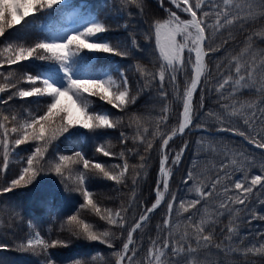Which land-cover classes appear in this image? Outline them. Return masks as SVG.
Masks as SVG:
<instances>
[{"label": "trees", "instance_id": "trees-1", "mask_svg": "<svg viewBox=\"0 0 264 264\" xmlns=\"http://www.w3.org/2000/svg\"><path fill=\"white\" fill-rule=\"evenodd\" d=\"M79 1L64 0L53 4L51 8H40L37 5L23 21L11 28L6 27L4 35L0 36L2 40H0V65H2L0 88L4 89L0 92V101H7L0 103V123L8 129L17 127L18 131L21 130V126L31 117L42 115L46 111V104L51 102V97L22 99L18 95H13L20 89H30L31 85L26 81V75L31 74L41 79L45 73L58 79L60 76L55 75V72L46 65L45 60L35 57L20 64L8 65L5 61L10 53L4 52V48L9 44L14 48L30 47L41 42L46 35L44 26L61 24L69 8ZM232 3L242 9L241 16L251 12L255 19L249 20L242 27L237 23L216 32L213 47L219 46L218 51L207 52L205 47L207 53L205 76L202 77L201 86L194 93L193 122L209 130L226 126L230 122L245 130L243 120L238 115H232L233 108L230 107L225 111L221 107L222 104H234L235 109L239 111L242 110V106H247L249 103L260 104L264 101V95L259 90L261 83L264 82V67H261L264 63V14H262L264 9L259 7V0H232ZM85 6L95 10L96 15L108 28V31L99 35L97 42L109 43L127 53L126 56H122L96 51V56L85 69L86 73L97 75L106 70L113 72L118 78V69H121L128 78V99L124 106L116 108L100 100L98 96H87L89 112L105 111L116 123L114 128L91 130L84 128L82 131H75L70 127L67 132L57 134L56 139L48 144L30 139L16 146L14 139L17 134L13 133L9 136V168L6 174L0 172V189L7 186L11 179L18 178L19 170L27 166V156L34 152L37 145L46 148V151L43 159L34 163L36 176L31 183L22 184L5 194L0 193V245L7 246L0 248V264H47L48 260H51L52 264H114L118 249L127 239V230L154 199L153 189L157 181L160 145L164 137L178 124L182 105L178 93L182 94L185 90V81L182 85L179 84L178 77L175 90L166 72L164 81L166 95L160 93L158 69L163 65L158 54L153 51L154 39L150 30V21L156 16L163 15V10L157 0H85ZM164 6L174 9L168 0H164ZM197 16L201 18V12L198 11ZM207 22L211 24L214 21L208 19ZM210 34V30L205 33L206 36ZM237 58L242 66L255 62L257 68L253 74L255 85L240 87L234 100L231 98L224 100L214 89L220 80V73H228L230 64L234 65ZM74 64H76V56L71 61V65ZM217 65H220L219 70ZM231 74L235 76L234 67L231 68ZM37 86L43 87L40 83ZM224 94L227 95V91ZM10 96L12 99L8 100ZM210 110L217 113L225 121V125L209 117L207 113ZM163 115L167 116V120L161 122ZM4 116H8V120H4ZM120 133H124L123 142ZM184 136H187L188 147L183 154L182 162L173 165L168 193L164 201L151 214V218L133 233L137 253L134 257L135 264H145L152 241L160 242L168 238V230L163 224L172 193L177 198L171 216L172 223L176 225L173 236L179 240L186 232H192L193 229L186 219L192 216L196 223L201 220L205 222V234L211 233L212 241L207 246L199 247L195 253L176 258L171 257L169 248L166 250L168 258L181 259L182 264H264V254L251 252L245 255L242 252V249L253 244L258 248L260 243L264 242V237L259 235L264 233V219L259 218L264 216V203H262L264 189L256 192L245 205H235L233 208L237 211L231 214L225 212L219 217L216 216L218 208L212 205L211 208H207L205 205L207 201L202 200L196 208H189L188 202L196 199L197 194L187 190L198 179L197 175L201 176L200 179L204 180V183L211 182L215 171H206V169L209 165H213L214 160L225 163L228 158L235 157L238 163L235 168L238 170L233 173L234 176L236 173L241 176L244 174L239 171L241 168L245 169L249 176L260 174L264 171L262 167L264 152L247 145L239 137L221 132L209 134L203 129L176 136L170 140L167 151L172 147H180L181 150L185 142L180 144L178 139ZM145 141L151 142L152 145L147 151ZM99 146H103L104 150L112 155L104 156L96 152ZM3 151L0 146V168L3 167ZM76 152H81L85 158L93 162L102 163L112 174L116 165L121 162L127 163L128 170L119 183L106 179L92 169L85 170L82 162H64L61 173L57 174L54 169L55 164L61 163L59 155H69L76 160L78 159L75 156ZM189 170L197 175L185 185L182 180ZM85 171L88 176L86 186L92 193L93 203L101 209L100 215H97L91 206L81 208L84 201L81 193L76 190L77 178L80 172ZM181 200L185 201L184 207L188 208V211L180 207ZM213 201L215 206L220 203L215 198ZM109 210L114 219L116 212H122L124 216L122 226L101 219V216L108 215ZM71 215H77L78 219L89 224L91 231L100 236V239L91 241L83 235H77L74 224L68 222V217ZM253 215L257 218L252 219ZM213 221H217L214 226ZM230 221H233L237 229L231 241L225 239L226 226ZM158 225L163 230L158 229ZM31 229L38 231L49 243L51 241L60 243L46 250L40 245L28 248L26 236ZM221 229L225 231L222 233ZM105 232L108 233L107 236L103 235ZM21 245L25 246L21 247ZM192 247L196 248L194 241ZM124 261L128 264L126 260Z\"/></svg>", "mask_w": 264, "mask_h": 264}, {"label": "snow or ice", "instance_id": "snow-or-ice-1", "mask_svg": "<svg viewBox=\"0 0 264 264\" xmlns=\"http://www.w3.org/2000/svg\"><path fill=\"white\" fill-rule=\"evenodd\" d=\"M58 2L59 0H0V36L4 35L6 27L11 28L13 25L23 21L25 16L29 15L30 11L35 9L37 5H39L40 8H51L53 4ZM168 2L175 5L178 10L188 14L191 19L181 20L176 11L169 10V20L163 22L157 21L153 25L156 46L159 49L161 58L166 62V65L161 66L162 70L159 73L161 95H166V93H164L165 70L168 71V80L173 87H177L176 73L187 71L188 65H191L192 69L189 80L185 82L184 92L182 94L178 93L183 106L182 112L179 113L178 131L174 129L172 134L164 138L160 145L155 203H153L151 207L146 208L140 215L139 220L135 221L133 226L127 230L126 242L123 243L121 252L116 253L120 261L126 260L128 264H135L134 257L137 254L133 233L140 229L142 225L151 218V214L160 205L162 194L159 189L161 185L164 191H167L169 188L170 169L167 167L170 159L167 151L169 142L178 134H184L185 130L192 124L193 94L197 91L198 87L201 86L202 77L205 76L204 57L207 54L205 47H207V52L218 51L219 46L213 47L216 32L221 28L237 23L242 27L244 24L248 23L249 20L255 19V16L251 12L241 16L240 12L242 9L233 5L232 0H192V2H190V0H168ZM160 6L164 7V0H160ZM259 7L264 9V0H259ZM205 8L209 10L205 11ZM198 11L201 12V18L197 16ZM208 19H213L214 22L209 24L207 22ZM190 29L193 31H189ZM208 30H210L211 34L206 36L205 33ZM106 31H108V28L105 24L95 22L90 24L83 32L68 36L64 42H38L35 43L34 46H20L18 48H14L13 45L9 44L3 50L4 52L10 53V55L6 57L5 62L8 65L20 64L25 60L35 57L37 59L58 62L63 67L69 62L70 57L78 54L84 49L126 56V52L118 50L117 47L109 43H98L92 40L89 42V38ZM178 35L181 36V40L179 41L177 40ZM249 39H251V37ZM185 52H187V56H185ZM193 52L195 53L194 58L192 56ZM0 67H2V65H0ZM233 67L235 70L234 77L231 74V68ZM261 67H264V63L261 64ZM219 68L220 65H217L218 70ZM64 70L68 83L67 87L63 89L54 86L47 79H41L38 76L27 74L26 81L31 85L30 89H20L18 93L13 94L18 95L19 98L22 99L30 97H51L52 99L50 103L46 104V111H44L42 115L31 117L21 126V130L19 131L17 127L8 129L3 123H0V130H2L0 131V146H2L4 150L2 159L3 167L0 168V172L6 174L8 171L10 155L9 136L13 133L17 134L14 139V144L19 146L30 139L48 144L56 139L57 134L67 132L73 124L82 125L83 128L90 130L116 127V123L112 121L109 114L89 112V105L86 102L87 98L84 97V94L88 93L93 97L98 96L100 100L116 108L124 106L128 99V78L125 73L121 72L119 74V83H117L111 76L106 79H72L69 70L67 68ZM256 71L255 62L252 64L246 63L242 66L239 58H237L234 65L230 64L228 73H220V80L217 82V86L214 90L222 99L228 100L231 98L234 100L240 87H253L255 85L253 74ZM38 83L42 84L43 87L37 86ZM259 90L261 94L264 95V82L261 83V88ZM2 91H4V89L0 88V92ZM225 91H227V95L224 94ZM63 97H68L69 99H72V97L76 98L73 100V104L77 106L81 114L80 119L76 121L71 119L69 107L61 104V98ZM11 99V96L8 97V100ZM6 102L7 101H0V103ZM261 105H264V101H261L260 104L249 103L247 106H242V110L237 111L234 104H222L221 107L225 109V111L230 107L233 108L232 115H238L243 120L245 130L236 127L234 122H230L218 130L230 131L233 135L244 137L245 140L253 144L256 148L264 150V106ZM207 115L215 118L221 125H225V121L222 120L217 113L210 110ZM3 119L8 120V116H4ZM13 120H15V117H13ZM166 120L167 116L163 115L161 117V122ZM197 127L199 128L201 126L197 125ZM124 139V133H121L122 142ZM145 144L146 151L151 149V142L145 141ZM187 147L188 143L185 141L181 150L171 158L172 165H178L180 163ZM45 151L46 148L37 145L34 152L27 156V166L19 170L18 178L11 179L7 186L0 189V193L5 194L22 184L26 185L31 183L36 176L34 163L43 159ZM96 152L102 153L104 156L112 155L110 152L105 151L103 146L97 147ZM122 155L123 153H121V156ZM75 156L78 159L73 160L69 155H59V161L61 163L55 164V172L57 174L61 173L64 162H82L85 170L92 169L102 174L106 179L119 183L123 180L128 170L127 163H124L122 166H117L123 169L119 174H112L102 163L93 162L85 158L81 152H76ZM225 156L227 157V153H225ZM141 159L143 160L144 158L142 157ZM236 164L237 160L235 158H230L227 164L221 161L219 166L215 169V175L211 178V182L202 183L201 187L196 188L197 198L189 201L188 207L196 208L202 200L207 201L209 198H215L220 201L216 212V216L219 217L225 212L231 214L237 211V209L232 207L233 205H245L256 192L264 189V171L260 174L249 176L246 170L241 168L239 171L244 172V174L237 179L233 173L238 169L233 167L232 171L228 170L229 167ZM193 178L194 174L189 170L188 174L182 180V183L188 185L189 181L193 180ZM87 179L88 176L86 171L80 172L77 178L78 186L76 190L81 193L84 201V203L81 204V208L91 206L96 214L100 215L101 209L93 203L92 193L86 186ZM133 183H136L135 179ZM205 189H207V191H205ZM220 189H222V191ZM187 190L191 192L192 188H188ZM176 203V195L172 193L171 201L167 204L168 212L163 224V227H166L168 230V238L160 242L152 241V247L148 249V254L145 258V264H182L181 259L168 258L166 250L170 248L171 257L176 258L189 253H195L199 247L207 246L211 243L212 234H205V222L201 220L199 223H196L192 216L186 218L193 229L192 232H186L179 240L173 236L176 225L172 223L171 216ZM179 203L184 211H188V208L184 207L185 201L181 200ZM262 203H264V201H262ZM197 211H199V209H197ZM115 217L114 219L112 212L109 210L108 215L101 216V219H106L109 223L120 224L122 226V221L124 220L122 212H116ZM255 218L257 217L253 215L252 219ZM259 218L264 219V216ZM68 222L74 224L77 229V235H83L86 239L91 241L100 239V236L91 231V226L84 223L83 220L78 219L77 215L68 217ZM216 222L217 221L212 222L213 226ZM158 229L163 230L159 225ZM224 231L225 229H221L222 233ZM236 231L237 229L233 225V221H230L229 225L226 226L227 236L225 239L231 241ZM103 235L107 236L108 233L105 232ZM259 235L264 237V233H260ZM193 241L196 244V248L192 247ZM57 243L60 242L51 241V243H49L37 232L27 238L26 246L28 248H33L35 245H40L46 250L50 246L55 247ZM130 245L132 247H130ZM24 246L25 245H21V247ZM6 247V245H0V248ZM217 247H219V245H217ZM242 252L245 255L251 252L264 254V242H261L258 248L253 244L251 247L242 249ZM162 257L164 258L163 260ZM47 264H52V261L48 260Z\"/></svg>", "mask_w": 264, "mask_h": 264}, {"label": "rangeland", "instance_id": "rangeland-1", "mask_svg": "<svg viewBox=\"0 0 264 264\" xmlns=\"http://www.w3.org/2000/svg\"><path fill=\"white\" fill-rule=\"evenodd\" d=\"M59 1H63V0H59ZM83 4L84 3L81 1L77 6L72 7L67 12L66 22L64 23V25L63 26H60V27H58L56 29L51 30L49 32V37L44 42H49V43H51V42H57V43L64 42L67 39L68 36H70L72 34L79 33V32H83L88 26H90V24L95 23V22H100V20L94 15L93 11H91V10H87L86 11V10L83 9ZM171 6L174 8V11H176L177 15L180 17L181 20L191 19V17L188 14H185L182 11L178 10L175 7V5L171 4ZM165 7H168V6H165ZM165 7H161L162 10H163V15H161L159 17L156 16L153 19H151L150 22L153 23V25L157 21L163 22L165 20H169L170 19V16H169V9L170 8L168 7L169 9H167ZM171 11H173V10H171ZM189 31H193V30L190 29ZM153 37H155L154 34H153ZM91 40L94 42L95 41V36L89 38V42H91ZM177 40L178 41L181 40V36L178 35L177 36ZM153 44H154V48H153L154 53L156 52L158 54L159 59H160L162 65H166L165 63L162 62V60L160 58V55H159L160 52L158 53L159 49L157 50V46H156L155 40H154ZM73 50H75V49H73ZM95 56H96V51H94V50H88V49L81 50L80 51V55H79V59L81 61L80 66L82 68L85 67V66H87L88 62L92 59V57H95ZM185 56H187V52H185ZM71 59H72V57H70L69 62L67 64H65L63 67L58 62H54L51 65L62 76V81L61 82H57L54 79H51V78H48V77L47 78H44V79H47L54 86L63 89L65 87H67V83H68L67 77H66V74H65V70H64L65 68H67L69 70V74L71 75V78L72 79H106V78H108V77L111 76L113 79H115L117 81V83H119L118 78L114 77L113 74H111L109 72H106V71L102 72L98 77H90V76L89 77H86V76L79 77L77 75L78 72H76L75 69L71 68V66H70ZM204 66H205V57H204ZM188 67H189V65L187 66V71L176 73V76L178 77L179 84H181V85L184 83V81L186 82L190 78L191 72L189 71V68ZM161 70H162V68L160 67L158 69V71L160 72ZM204 70H205V67H204ZM118 71H119L118 73L120 74L121 73V69H118ZM79 72H84V71L83 70H80ZM166 72L168 73L167 70H165V73ZM89 95L90 94L85 93L84 94V97L87 98V96H89ZM199 97H203V95H199ZM75 99H76L75 97H72V99H69L68 97L61 98V104L69 107V109L71 111V119L73 121H76V120H78V119L81 118V114L78 111L77 106L75 104H73V100H75ZM99 113H106V112L105 111H102V112H99ZM72 127L75 129V131H82L84 129L82 127V125H79V124H73ZM206 130L207 131H204V132L209 133V134L212 133L210 131H213V130H209V129H206ZM191 131H192V129H191V125H190L189 128L185 130V133H187V132L190 133ZM224 132H226V131H224ZM217 133H218V131H217ZM184 134H182V135H184ZM178 140L180 141V144H183L187 140V136L180 137ZM183 146H184V144H183ZM179 148L180 147H176V148L172 147L171 149L168 150V154H169L170 159H169V163H168L167 167L170 169V173L173 171V168H174V166L171 164V158L173 156H175V154L180 151ZM261 151L264 152V150H261ZM233 158H235V157H233ZM229 159L230 158H228V160L225 162L226 164L229 163ZM180 162H182V159H181ZM217 163L220 164V161L218 162L217 160H214L213 165H209L210 167H208L206 169V171H210V170L211 171H215L216 167L219 166V164H217ZM123 164H124V162H121L119 165L122 166ZM236 165H232L231 168L229 167L228 170L229 171H232V168L233 167L235 168ZM117 166L118 165H116L114 174H119V172L123 170L122 167H117ZM158 172H159V170H157V174H158ZM193 173H195V172L193 171ZM196 175L197 174H195L194 176H196ZM197 176H198V179L196 181H194L188 187V188H192V191H194V192H196L195 190H196L197 187H201L202 186V183L205 182L204 180L200 179V177H201L200 175H197ZM235 177L238 179V178L241 177V175L239 173H236L235 174ZM159 190H160V192L162 194L164 193V189H163L162 185H161V187H160ZM220 190L222 191V189H220ZM205 205H206L207 208H211L210 205H212L213 207L218 208V206H215L214 201H213V198H209L207 200V202L205 203ZM232 207H235V205H233ZM35 233H37L36 230H30L28 232V235L26 236V241H27V238L30 235L35 234ZM120 251H121V248L118 249V252H120ZM124 264H126V263H124Z\"/></svg>", "mask_w": 264, "mask_h": 264}, {"label": "bare ground", "instance_id": "bare-ground-1", "mask_svg": "<svg viewBox=\"0 0 264 264\" xmlns=\"http://www.w3.org/2000/svg\"><path fill=\"white\" fill-rule=\"evenodd\" d=\"M104 2H105V1H104ZM122 24H123V23H122ZM5 39H6V38H5ZM0 40H1V39H0ZM1 41H2V40H1ZM6 41H8V40H6ZM9 42H10V40H9ZM5 43H7V42H4V44H5ZM178 86H179V85H178ZM171 88H173V87H171ZM174 88H175V87H174ZM175 90H176V88H175ZM175 90H174V91H175ZM151 93H152V92H151ZM171 101H172V100H171ZM98 107H99V106H98ZM139 108H140V106H139ZM139 110H140V109H139ZM96 111H97V110H96ZM136 111H137V109H136ZM110 113H111V112H110ZM138 115H139V114H138ZM119 128H120V127H119ZM120 132H121V131H120ZM152 133H153V132H152ZM120 134H121V133H120ZM63 135H64V134H63ZM112 138H113V137H112ZM115 138H116V137H115ZM93 139H94V138H93ZM95 140H96V139H95ZM83 141H84V140H83ZM85 143H86V142H85ZM85 143H84V144H85ZM158 150H159V148H158ZM243 150H244V149H243ZM236 151H237V150H236ZM159 152H160V151H159ZM245 152H246V151H245ZM247 153H248V152H247ZM193 156H194V155H193ZM194 157H195V156H194ZM200 157H201V156H200ZM256 157H257V156H256ZM211 158H212V157H211ZM257 158H258V157H257ZM132 159H133V158H132ZM193 159H194V158H193ZM197 159H198V158H197ZM197 159H196V160H197ZM249 159H250V158H249ZM255 159H256V158H255ZM116 160H117V159H115V161H116ZM200 160H201V159H200ZM124 161H125V159H124ZM133 161H134V160H133ZM141 161H142V160H141ZM249 161H250V160H249ZM113 162H114V161H113ZM131 162H132V161H131ZM202 162H203V161H202ZM218 162H219V161H218ZM257 162H258V161H257ZM115 163H117V162H115ZM115 163H114V164H115ZM135 163H136V162H135ZM188 163H189V162H188ZM200 163H201V162H200ZM206 163H207V162H206ZM207 164H208V163H207ZM217 164H219V163H217ZM107 165H108V164H107ZM112 165H113V164H112ZM118 165H119V164H118ZM197 165H199V164H197ZM197 165H196V166H197ZM110 166H111V165H110ZM134 166H135V165H134ZM200 166H202V164H201ZM200 166H199V167H200ZM208 167H210V166H208ZM110 168H112V167H110ZM132 168H133V167H132ZM134 168H135V167H134ZM197 168H198V167H197ZM195 169H196V168H195ZM199 169L201 170V168H199ZM204 169H205V167H204ZM247 171H248V170H247ZM204 173H205V172H204ZM207 173H208V172H207ZM210 173H211V172H210ZM253 173H254V172H253ZM208 175H209V173H208ZM189 185H190V184H189ZM161 194H162V193H161ZM163 195H164V193L162 194V196H163ZM41 200H42V199H41ZM61 207H62V206H61ZM65 208H66V206H65ZM49 209H50V208H49ZM65 211H66V210H65ZM71 211H72V210H71ZM68 212H69V211H68ZM70 214H71V213H70ZM126 222H127V221H126ZM150 225H151V224H150ZM152 226H153V225H152ZM13 235H14V234H13ZM136 235H137V234H136ZM143 238H144V237H143ZM142 240H143V239H142ZM144 241H145V240H144ZM142 242H143V241H142ZM44 256H45V255H44ZM39 257H40V256H39ZM37 258H38V257H37ZM43 259H44V258H43ZM118 264H122L121 261L118 260Z\"/></svg>", "mask_w": 264, "mask_h": 264}, {"label": "water", "instance_id": "water-1", "mask_svg": "<svg viewBox=\"0 0 264 264\" xmlns=\"http://www.w3.org/2000/svg\"><path fill=\"white\" fill-rule=\"evenodd\" d=\"M170 135H171V134H170ZM170 135H169V136H170Z\"/></svg>", "mask_w": 264, "mask_h": 264}]
</instances>
